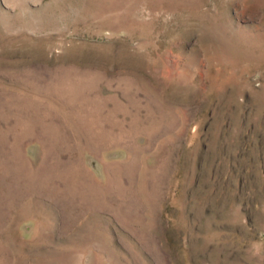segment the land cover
Listing matches in <instances>:
<instances>
[{"label": "rangeland", "instance_id": "obj_1", "mask_svg": "<svg viewBox=\"0 0 264 264\" xmlns=\"http://www.w3.org/2000/svg\"><path fill=\"white\" fill-rule=\"evenodd\" d=\"M0 264H264V0H0Z\"/></svg>", "mask_w": 264, "mask_h": 264}]
</instances>
